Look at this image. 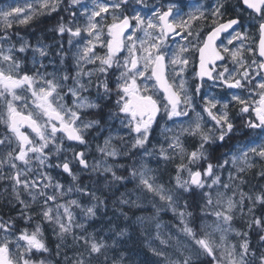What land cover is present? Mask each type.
Instances as JSON below:
<instances>
[{
  "label": "snow or ice",
  "instance_id": "obj_1",
  "mask_svg": "<svg viewBox=\"0 0 264 264\" xmlns=\"http://www.w3.org/2000/svg\"><path fill=\"white\" fill-rule=\"evenodd\" d=\"M228 3L24 0L0 10V181L19 205L0 216V264H131L120 250L129 227H92L106 215L97 193L118 186L112 205L125 220L124 206L152 204L135 223L141 234L145 220L154 226L145 246L155 264H264V184L243 190L254 169L264 181V0H236L224 20ZM58 10L50 42L10 31ZM162 118L173 126L153 142ZM168 212L177 223L161 220Z\"/></svg>",
  "mask_w": 264,
  "mask_h": 264
},
{
  "label": "flooded vegetation",
  "instance_id": "obj_2",
  "mask_svg": "<svg viewBox=\"0 0 264 264\" xmlns=\"http://www.w3.org/2000/svg\"><path fill=\"white\" fill-rule=\"evenodd\" d=\"M89 0H85V2L87 3ZM200 2L203 3H207L209 5V7L211 6V3L214 2V0H200ZM236 3V0H229L228 3V8H227V12L224 16V20L229 18L230 14H234L233 13V8L232 5H234ZM59 15H65L62 11L58 10L57 14L52 15L51 17H41L39 20H37L35 23H33L31 26H22L23 29V35L26 39H29L30 41L35 42L37 36H42V38L45 40V42H50L53 38L54 35L52 32H48L45 31V29L51 28L52 25L55 24L57 18ZM210 17H209V21H210ZM109 22H110V18H109ZM15 26V25H13ZM58 37V34H56ZM249 35L251 36V40L248 41L249 44H252L253 47L256 46V44H258L259 41V35L258 32L255 31V29H250L249 31ZM67 37L64 38L63 43L65 44V47H67V43H66ZM51 59V57H50ZM249 62H250V57H249ZM45 63H47V61H45ZM227 63V61H226ZM229 66L231 67V65L229 64ZM50 68V67H49ZM192 75H193V71L191 66L189 67V70L186 74L187 78L190 81V90L192 92L195 91V83L199 82V81H193L192 80ZM210 83V82H209ZM206 91H211V92H218L220 91L219 89L216 88H208L206 86L205 88ZM113 102L115 100V97L112 98ZM201 103H202V98H197L196 102L194 104V107L196 108L197 111L201 110ZM233 114L235 115V110H233ZM103 138L101 137V140ZM92 148H95V143L92 144ZM93 155H96L95 152H93ZM92 157H89V160L91 161ZM122 162V161H121ZM5 172H7V169H4ZM259 171V169H254L252 170L250 173L246 174V180H251L252 182H255L257 184H264V181H261L259 179V177L256 175V173ZM52 174L54 176H56V178L62 183V184H67L70 180L69 177H67L66 175H59L58 174V170H54L52 172ZM87 177L85 176L84 179H86ZM121 187V186H120ZM5 193L10 194L11 196V186H10V182H8L7 184L4 181H0V209H7V207L11 206L12 209H8L7 212H4L2 216H4V218H7L8 216H14L16 215V213L19 211V205L16 204V202H11L8 203L7 200H1V196H3ZM23 222H20V224L22 225ZM45 238L47 240V243L49 245L50 248L53 249V252L55 250V237L52 234L51 229H45ZM68 242L70 243L71 240L69 239ZM75 251V249H71V250H67V255L70 257L72 256L73 252ZM54 260L57 261H63L64 259V254L62 253L59 257H52Z\"/></svg>",
  "mask_w": 264,
  "mask_h": 264
},
{
  "label": "trees",
  "instance_id": "obj_3",
  "mask_svg": "<svg viewBox=\"0 0 264 264\" xmlns=\"http://www.w3.org/2000/svg\"><path fill=\"white\" fill-rule=\"evenodd\" d=\"M20 32L23 31L22 26L17 27ZM16 29V27H15ZM17 30V29H16ZM194 141H189V146H194ZM87 179V178H86ZM85 179V180H86ZM133 183H127L126 187L131 186ZM68 183L66 184V186ZM125 187L118 186L117 188H111L112 192H106L103 191L98 192V195H102L105 198H107V208L105 211V219L101 220L100 218H97L95 223H93L92 227L99 228L102 223L106 224L107 220H111L114 223L119 224L120 227H129V235L131 237L130 240H126L124 243L123 248L120 250L126 251L128 253V259L131 261V264H155L156 258L152 255L151 252L148 251L147 247L145 246V241L147 239L148 233L141 234V228L138 224L135 223L136 217L142 216L152 209H145L141 206L139 207H133L129 208L128 206H124L123 210L128 213L129 219L125 220L124 217L120 216L118 212L115 211V208L112 205V201L119 197L120 194H118V191L124 190ZM68 198H74V197H68ZM12 197L10 194H4L1 196V200H7L8 203H11ZM12 209L11 206L7 207V209H0V216L3 215L4 212H7L8 209ZM165 218L172 217L171 213L163 214ZM4 217V216H3ZM243 226V224H242ZM91 230V228L89 229ZM110 242V241H109ZM250 242L252 244L253 250L259 254V248L257 247V236L252 233L250 235ZM263 247V246H261Z\"/></svg>",
  "mask_w": 264,
  "mask_h": 264
},
{
  "label": "rangeland",
  "instance_id": "obj_4",
  "mask_svg": "<svg viewBox=\"0 0 264 264\" xmlns=\"http://www.w3.org/2000/svg\"><path fill=\"white\" fill-rule=\"evenodd\" d=\"M84 2H85V0H84ZM90 2V0L87 2V3H89ZM23 3H24V0H0V10H8L9 9V7H15V6H17V5H20V6H23ZM86 3V2H85ZM110 18V17H109ZM13 25H17V24H13ZM17 29V30H16ZM15 29V27L13 26L12 27V29H10V31H12L13 33H15V32H19L20 34H21V32H20V30L18 29V28H16ZM22 35V34H21ZM52 69H51V66H50V68H49V71H51ZM184 118H177V122H179V121H181V120H183ZM165 123H167V126L168 127H172L173 125H172V122H170V121H166V118H162L161 120H160V122H159V124H157L156 126H155V131L152 133V136H153V142H157V143H159V142H162L163 141V137L162 136H160L159 135V129H160V125L161 124H165ZM97 156H98V154H96ZM123 162V161H122ZM150 166L151 167H153V168H155L157 165H156V160L155 159H151L150 160ZM224 176H225V178L227 177V172H225L224 173ZM164 179L165 180H167V173H165V175H164ZM259 184H257V183H255V182H252L251 180H247V183L243 186V190L245 191V192H252V191H258L259 190ZM133 187V184L131 185V186H129V187H127V188H132ZM104 193H106V192H112V190H111V187L110 188H106V189H103L102 190ZM125 191V188H124V190H121V191H118V194H120L121 192H124ZM98 194V193H97ZM230 194V193H229ZM23 198H25V199H27L28 197L27 196H24ZM135 197H133V199H134ZM11 201L12 202H14V200L13 199H11ZM140 206L141 207H143V208H145L146 210L149 208V209H152L151 211H149L148 213H146V214H144V215H142V216H144V217H149V216H151V215H153V213H154V209H153V207H152V204L151 203H149V200H148V198H145V199H143V200H141L140 201ZM247 209L245 208V211H246ZM77 213H78V210H77ZM170 213V212H169ZM237 215H239V210H237ZM161 220L162 221H164L166 224H167V222L168 221H172V223L173 224H175V223H177V221H175L174 219H173V217H170L169 219L168 218H165L164 216H163V214L161 215ZM242 224H243V221L242 220H240V219H237V221H236V227H238V228H242L243 226H242ZM144 226H145V228H144V233H148V234H152V235H154V226H152V225H150L149 224V222L147 221V220H145V222H144ZM45 229L47 230V229H51L48 225H45ZM173 234H175V230L173 229ZM69 239L71 240V237H69ZM257 240H258V237H257ZM145 244H146V241H145ZM156 244H158V241L156 242ZM264 247V246H263ZM169 251H172V249H169ZM73 255V254H72ZM70 257H72V256H70ZM173 258H175V257H173Z\"/></svg>",
  "mask_w": 264,
  "mask_h": 264
}]
</instances>
